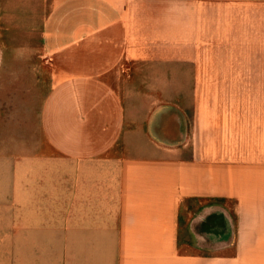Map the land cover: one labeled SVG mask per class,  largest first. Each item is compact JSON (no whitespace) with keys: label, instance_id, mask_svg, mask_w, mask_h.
Wrapping results in <instances>:
<instances>
[{"label":"crops","instance_id":"0c3cea01","mask_svg":"<svg viewBox=\"0 0 264 264\" xmlns=\"http://www.w3.org/2000/svg\"><path fill=\"white\" fill-rule=\"evenodd\" d=\"M0 6L47 8L38 20L47 90L18 153L19 205L27 222L35 214L32 245H41L44 220L53 245L89 248L94 264H264V0ZM223 31L229 111L198 90L227 85L203 77L201 66ZM133 62L167 73L152 84L123 79V93L110 76ZM148 85L191 91L139 108L135 88Z\"/></svg>","mask_w":264,"mask_h":264},{"label":"rangeland","instance_id":"374dc122","mask_svg":"<svg viewBox=\"0 0 264 264\" xmlns=\"http://www.w3.org/2000/svg\"><path fill=\"white\" fill-rule=\"evenodd\" d=\"M46 10L45 6L40 8L0 6V264H94L90 262L93 254L89 252L92 251L89 248L53 245L57 241L50 238L48 221L43 220L42 223L36 224L39 228L37 242L41 245H32L34 240L28 239L29 225L34 227L35 214L34 221L27 222L29 215L25 216V209L19 205L21 201L17 188L19 141L23 137L22 130L25 129L26 121L27 126L30 122L33 123L36 117L34 108L36 110L38 102L47 90L48 63L40 53L39 38V21ZM218 44L213 53L209 52V48L203 49L201 60V66L205 68L203 77L227 79V85L207 86L198 90L202 95L219 96L221 100L219 109L229 111V32L219 33ZM117 68V73L111 74L110 78L115 89L119 91L126 90L121 83L123 79L148 80L147 82L152 84L153 80L165 77L167 73L157 65L144 62L123 64ZM172 74L173 72H170L167 78L178 77L175 72ZM190 76L191 71L185 70L181 77ZM135 89L139 91L137 92L139 97L135 100V103H139V108L142 103L153 99L175 100L177 96L181 97L183 91L186 95L191 91L190 87L167 88L152 85ZM183 99L188 106L190 98ZM21 111L23 112L20 113ZM3 121L6 124L4 127ZM34 137L35 134L30 137L32 141L35 140ZM36 137L42 154L51 156L53 154L51 149L44 144L39 135ZM41 217L48 220L49 214H43ZM43 229L45 236H42Z\"/></svg>","mask_w":264,"mask_h":264}]
</instances>
